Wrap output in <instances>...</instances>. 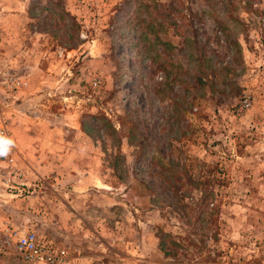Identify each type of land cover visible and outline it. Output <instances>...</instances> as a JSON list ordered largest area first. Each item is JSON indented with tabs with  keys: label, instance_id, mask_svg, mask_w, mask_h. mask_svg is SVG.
<instances>
[{
	"label": "rangeland",
	"instance_id": "374dc122",
	"mask_svg": "<svg viewBox=\"0 0 264 264\" xmlns=\"http://www.w3.org/2000/svg\"><path fill=\"white\" fill-rule=\"evenodd\" d=\"M0 106L24 183L0 237L58 264H264V0H0Z\"/></svg>",
	"mask_w": 264,
	"mask_h": 264
},
{
	"label": "built area",
	"instance_id": "2783aa9c",
	"mask_svg": "<svg viewBox=\"0 0 264 264\" xmlns=\"http://www.w3.org/2000/svg\"><path fill=\"white\" fill-rule=\"evenodd\" d=\"M2 82L10 88H15L20 84L14 77H4ZM248 96L239 103V109L248 106ZM0 133L10 138L6 119L0 106ZM14 147L7 156L0 157V188L14 187L12 183L23 186V182H17L21 172L13 168ZM19 178V179H18ZM16 191L23 190L18 186L13 188ZM6 230V229H5ZM0 252H12L18 255L24 264H58L65 258V250L62 247H55L48 244L42 238H39L32 230H23L21 232L14 229L5 232L0 237Z\"/></svg>",
	"mask_w": 264,
	"mask_h": 264
},
{
	"label": "clouds",
	"instance_id": "9594fccd",
	"mask_svg": "<svg viewBox=\"0 0 264 264\" xmlns=\"http://www.w3.org/2000/svg\"><path fill=\"white\" fill-rule=\"evenodd\" d=\"M12 147H14L13 140L0 133V157L7 156Z\"/></svg>",
	"mask_w": 264,
	"mask_h": 264
},
{
	"label": "trees",
	"instance_id": "16d2710c",
	"mask_svg": "<svg viewBox=\"0 0 264 264\" xmlns=\"http://www.w3.org/2000/svg\"><path fill=\"white\" fill-rule=\"evenodd\" d=\"M184 207H185V208H188V205H185Z\"/></svg>",
	"mask_w": 264,
	"mask_h": 264
}]
</instances>
